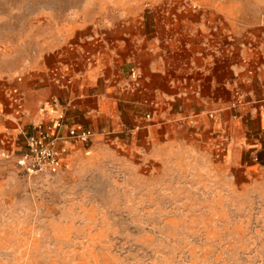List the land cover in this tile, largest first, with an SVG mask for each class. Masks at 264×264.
Segmentation results:
<instances>
[{
    "label": "rangeland",
    "instance_id": "obj_1",
    "mask_svg": "<svg viewBox=\"0 0 264 264\" xmlns=\"http://www.w3.org/2000/svg\"><path fill=\"white\" fill-rule=\"evenodd\" d=\"M192 13L231 44L264 30V0H0V113L44 84L55 56ZM126 110L120 132L53 175L28 176L22 151L0 143V264H264V177L250 154L236 166L207 146L147 149Z\"/></svg>",
    "mask_w": 264,
    "mask_h": 264
},
{
    "label": "crops",
    "instance_id": "obj_2",
    "mask_svg": "<svg viewBox=\"0 0 264 264\" xmlns=\"http://www.w3.org/2000/svg\"><path fill=\"white\" fill-rule=\"evenodd\" d=\"M166 17L176 23L161 24L156 35L145 24L132 35L123 24L88 48L59 54L41 87L7 96L0 113L2 154L23 152L32 127L60 114L69 126L92 130L94 143L121 131L128 108L145 148L207 146L224 156L232 152L236 166L250 154L252 173L264 177V30L231 44L224 25L212 27L207 14ZM143 110L148 120L139 118ZM84 148L71 144L64 164Z\"/></svg>",
    "mask_w": 264,
    "mask_h": 264
},
{
    "label": "built area",
    "instance_id": "obj_3",
    "mask_svg": "<svg viewBox=\"0 0 264 264\" xmlns=\"http://www.w3.org/2000/svg\"><path fill=\"white\" fill-rule=\"evenodd\" d=\"M93 138L92 130L69 126L65 115L60 114L52 123L37 124L26 134L25 150L18 157L17 166L30 177L56 174L62 169L71 144L88 143Z\"/></svg>",
    "mask_w": 264,
    "mask_h": 264
}]
</instances>
